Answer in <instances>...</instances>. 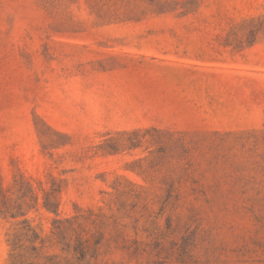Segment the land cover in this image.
Segmentation results:
<instances>
[{"label": "rangeland", "instance_id": "obj_1", "mask_svg": "<svg viewBox=\"0 0 264 264\" xmlns=\"http://www.w3.org/2000/svg\"><path fill=\"white\" fill-rule=\"evenodd\" d=\"M0 264H264V0H0Z\"/></svg>", "mask_w": 264, "mask_h": 264}]
</instances>
